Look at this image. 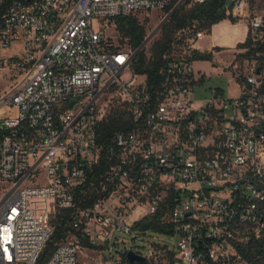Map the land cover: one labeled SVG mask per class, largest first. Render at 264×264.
Instances as JSON below:
<instances>
[{
    "label": "built area",
    "instance_id": "1",
    "mask_svg": "<svg viewBox=\"0 0 264 264\" xmlns=\"http://www.w3.org/2000/svg\"><path fill=\"white\" fill-rule=\"evenodd\" d=\"M207 1L0 0V67L20 75L0 94V264H41L58 225L66 237L43 264H264V0L222 6L242 31L234 95L193 98L214 25L179 31L152 86L105 31ZM112 115L126 127L106 138ZM150 218L175 246L114 254ZM84 249L97 254L83 262Z\"/></svg>",
    "mask_w": 264,
    "mask_h": 264
},
{
    "label": "rangeland",
    "instance_id": "2",
    "mask_svg": "<svg viewBox=\"0 0 264 264\" xmlns=\"http://www.w3.org/2000/svg\"><path fill=\"white\" fill-rule=\"evenodd\" d=\"M180 1V0H179ZM171 12L164 11H150L140 12L136 14L138 21L144 24L147 36L152 35L154 31L163 23V26L153 34L154 42L149 44L150 48L145 47V54L147 59L153 58V45L162 38L163 27L168 23L166 16L168 17ZM170 19V18H169ZM165 21V22H164ZM101 23L97 20L95 22L96 30H101ZM237 28L230 27L227 22L224 21L217 29V37L214 42L223 46L222 48H212L213 35L206 36L200 45L203 51L207 54H211L208 58H199L194 61L195 70L198 73L205 75V79L201 84L195 85L193 98L196 101H201L212 96L213 88H220L226 95H234V82H233V68L234 60L236 57L235 47L238 44V40L242 37V31L236 30ZM105 31L111 36V42L125 46L128 44L127 38L123 33L117 29L114 30L113 26H107ZM16 50L9 48L5 52L8 56L14 55ZM20 79V75L7 62V65L0 67V94L9 90V88ZM142 78L139 79L141 81ZM119 239H124V242L117 241L110 244V247L114 249V254L117 251H124L132 248L136 252H140L143 255H149L157 245H170L175 246L177 241L176 236L167 235L155 231H139L134 230L130 234L121 235ZM97 254L94 250L84 249L80 252L79 256L83 262H89L90 257ZM106 255L109 253L106 251ZM92 261H94L92 259Z\"/></svg>",
    "mask_w": 264,
    "mask_h": 264
},
{
    "label": "trees",
    "instance_id": "3",
    "mask_svg": "<svg viewBox=\"0 0 264 264\" xmlns=\"http://www.w3.org/2000/svg\"><path fill=\"white\" fill-rule=\"evenodd\" d=\"M226 0H208L203 4H195L190 7L186 5L180 6L174 11L166 25L163 27L162 38L153 45V58L147 59L145 50H141L133 61V68L137 73L146 74L150 86L156 85L161 77L160 71L162 68L161 55L163 51L173 42L174 36L183 29L198 23L200 28L211 29L213 25L224 21L226 13L222 9L223 3ZM179 0H174V6ZM174 8V7H173ZM170 8L169 12L173 9ZM116 29L123 33L127 38L129 46L137 51L146 39L147 33L144 24H141L136 15L117 17L115 19ZM218 48V47H215ZM211 54L205 52L200 54V58H208ZM105 137L108 138L114 130L125 128L126 124L122 123L113 115L104 124ZM140 230H150L161 232L164 225L150 218L145 220L140 225ZM66 237L65 230L62 225L57 226L54 236L50 239L45 251L43 252L40 263L43 264L51 255L56 245Z\"/></svg>",
    "mask_w": 264,
    "mask_h": 264
},
{
    "label": "water",
    "instance_id": "4",
    "mask_svg": "<svg viewBox=\"0 0 264 264\" xmlns=\"http://www.w3.org/2000/svg\"><path fill=\"white\" fill-rule=\"evenodd\" d=\"M179 7H180V4H179V5H178V6L172 11V13H173L174 11H176ZM172 13L166 18V21L169 20V18L171 17ZM164 22H165V21H164ZM162 26H163V23H162V24L156 29V31L159 30ZM156 31H154V33H155ZM154 33H153V34H154ZM149 39H151V36H150L148 39H146V40L144 41V43L141 45V47H140V48L137 50V52L135 53L134 57L137 56V54L139 53V51L143 48V46L148 42ZM70 102H71V103H74V102H75V99L71 100ZM128 255H129V258H130L131 262H134L135 260H140V261H143V260H144V258H143L142 256L137 255V254H136L135 252H133V251H130Z\"/></svg>",
    "mask_w": 264,
    "mask_h": 264
},
{
    "label": "crops",
    "instance_id": "5",
    "mask_svg": "<svg viewBox=\"0 0 264 264\" xmlns=\"http://www.w3.org/2000/svg\"><path fill=\"white\" fill-rule=\"evenodd\" d=\"M223 22H220V23H218V24H215L214 26H213V29H212V32H211V35H213V44H212V48L214 49L215 47H220V48H222L223 46H221V45H219L218 43H216V42H214V40H215V38L217 37L216 35H217V29H218V27L222 24ZM228 26H230L229 24H227ZM231 27V26H230ZM236 30H239V28L238 29H236ZM240 31H241V29H240ZM240 40H242V37H240L239 38V40L237 41V42H239Z\"/></svg>",
    "mask_w": 264,
    "mask_h": 264
}]
</instances>
